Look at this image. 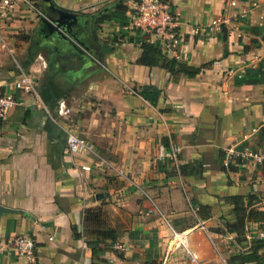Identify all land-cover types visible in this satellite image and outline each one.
Returning <instances> with one entry per match:
<instances>
[{
    "label": "crops",
    "instance_id": "1",
    "mask_svg": "<svg viewBox=\"0 0 264 264\" xmlns=\"http://www.w3.org/2000/svg\"><path fill=\"white\" fill-rule=\"evenodd\" d=\"M33 1L41 12L42 0ZM120 1L51 0L77 16L78 51L45 37L29 10L6 25L45 108L16 91L0 119V205L14 210L0 215V264H229L253 243L244 228L264 223V163L235 156L244 147L264 152V0L236 30L210 33L193 28L223 13L225 0H165L181 42L177 59L164 56L198 69L192 76L137 63L142 35L125 28L134 0ZM10 59L0 51V92L17 75ZM64 127L93 150L69 153ZM168 142L179 147L180 177L154 159ZM233 196L262 213L244 220L236 248L223 229L235 218ZM87 209L122 231V250L90 232ZM180 232L196 263L177 243ZM16 235L33 240L30 257L7 244ZM257 254L264 264V246Z\"/></svg>",
    "mask_w": 264,
    "mask_h": 264
},
{
    "label": "built area",
    "instance_id": "2",
    "mask_svg": "<svg viewBox=\"0 0 264 264\" xmlns=\"http://www.w3.org/2000/svg\"><path fill=\"white\" fill-rule=\"evenodd\" d=\"M260 3V0H244L239 3L238 0H225L223 4L224 12L210 19L205 25H195L193 28L200 32H218L224 30H236V23L242 20L253 11ZM235 7L236 10L229 13L228 8ZM20 9H26L34 15L40 16L41 12L35 1L33 0H0V51L6 53L12 58V62L16 68V77L9 81L5 89L0 92V119L4 116L6 108L14 102V93L16 91L29 93L35 97V105L45 108L42 101L37 97L34 90L33 77L24 72L20 63L13 56V46L9 44V38L6 32V25L13 18V12ZM263 18L264 15H260ZM177 17L171 10L169 4L165 0H136L128 13L127 23L125 28L130 31L138 32L145 42L156 43L163 54L172 53L177 59L175 49L180 45L181 36L175 29ZM63 104H58L57 112L59 114L66 113L67 109ZM64 142L69 153H82L93 150V147L83 137L77 135L71 128L64 127ZM179 147L173 142L167 144L159 143L156 146L154 159L156 161L167 162L170 164L174 174L180 177L178 163ZM232 154V152H229ZM227 155L225 164L230 160V155ZM242 159H250L256 163H264V152L244 147L235 154ZM87 168L81 166V169ZM158 212V210H155ZM163 221L166 220L160 215ZM247 231L246 239H256L264 241V223L261 227L249 232V228H244ZM229 240L238 247V243L234 237L227 235ZM177 243L183 249V252L189 260L196 263V254L189 251L185 234L177 233ZM7 244L16 252L17 255L30 257L34 248V243L28 235H16L7 241ZM112 249L122 250V245L114 241L111 245Z\"/></svg>",
    "mask_w": 264,
    "mask_h": 264
},
{
    "label": "trees",
    "instance_id": "3",
    "mask_svg": "<svg viewBox=\"0 0 264 264\" xmlns=\"http://www.w3.org/2000/svg\"><path fill=\"white\" fill-rule=\"evenodd\" d=\"M136 1V0H134ZM116 8H122L121 1L117 0L114 5ZM139 49L140 53L137 58V63L145 65V66H161L167 71L182 72L186 75L192 76L198 72V69H193L174 58H167L160 51L158 45L156 43H148L140 37L139 40ZM165 144V143H164ZM180 169V168H179ZM180 172V170H179ZM233 202V214L235 216L232 222H224V230L226 229L228 232H233L235 234L234 240L236 242H240V237L243 236V224L244 220H261L262 213L254 210L245 211V207L242 205V200L238 196L231 197ZM248 204V201H246ZM204 208V206H200L199 209ZM198 209V210H199ZM100 209H87L83 214V223H88V226L92 229L90 232L96 233L99 237L102 238L103 241H108L110 245L115 241V239L119 236L120 232H122L117 226H110L106 223V218L101 216ZM206 216L207 214H203ZM73 236L78 237L79 233L75 231V229H71ZM217 232H221L220 229H216ZM253 243L250 245L248 252L245 254H232L229 256V264H259L260 258L257 254V250L264 246V241L262 240H252ZM110 248V247H109ZM105 249V248H104ZM102 249V250H104ZM107 249V248H106ZM120 256V253L118 254Z\"/></svg>",
    "mask_w": 264,
    "mask_h": 264
},
{
    "label": "water",
    "instance_id": "4",
    "mask_svg": "<svg viewBox=\"0 0 264 264\" xmlns=\"http://www.w3.org/2000/svg\"><path fill=\"white\" fill-rule=\"evenodd\" d=\"M76 23L77 16L73 12L56 7L51 0H42L41 15L38 18L37 26L45 37L55 36L77 50L79 40L73 33ZM12 211L14 210L0 205V215Z\"/></svg>",
    "mask_w": 264,
    "mask_h": 264
},
{
    "label": "rangeland",
    "instance_id": "5",
    "mask_svg": "<svg viewBox=\"0 0 264 264\" xmlns=\"http://www.w3.org/2000/svg\"><path fill=\"white\" fill-rule=\"evenodd\" d=\"M10 58H11V57H10ZM14 58H15L18 62L20 61L19 58H18L17 56H14ZM10 61L12 62L13 60L10 59ZM12 64H13V62H12ZM15 70H16V68H15ZM233 247L236 248V247L234 246V244H233Z\"/></svg>",
    "mask_w": 264,
    "mask_h": 264
}]
</instances>
